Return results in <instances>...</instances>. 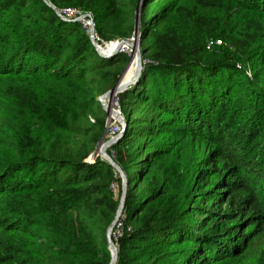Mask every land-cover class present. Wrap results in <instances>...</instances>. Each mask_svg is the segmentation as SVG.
<instances>
[{
	"label": "trees",
	"instance_id": "16d2710c",
	"mask_svg": "<svg viewBox=\"0 0 264 264\" xmlns=\"http://www.w3.org/2000/svg\"><path fill=\"white\" fill-rule=\"evenodd\" d=\"M140 2L0 0V264L111 261L121 180L90 158L129 56L101 57L68 7L105 41L140 9L147 62L108 150L128 180L116 264H264V0Z\"/></svg>",
	"mask_w": 264,
	"mask_h": 264
},
{
	"label": "water",
	"instance_id": "95a60500",
	"mask_svg": "<svg viewBox=\"0 0 264 264\" xmlns=\"http://www.w3.org/2000/svg\"><path fill=\"white\" fill-rule=\"evenodd\" d=\"M143 1L144 0H141V2H140V8L143 5ZM47 5L49 7H52L49 3H47ZM139 15H140V9H138L136 12L135 29H134V33H133V36L131 39L132 42L134 43V46H135L134 48L136 50L135 73L130 80L124 81V82L122 81V79L125 75V72H126L127 68L129 67L130 62H131V55H130L129 63H128L127 67L125 68V70L123 71L122 75L120 76L119 80L117 81L115 87L112 90L106 92L104 95H102L98 98V101L101 103V105H102L104 111L106 112V114L108 115V117L113 116L122 125V132L120 134L112 137V138H107V139H106V133L104 132L100 143L98 144L94 153L91 155L92 160L99 157L103 162L110 165L113 168V170L119 175V178L121 180V197H120L118 209H117V212H116V215H115L113 222L110 224V226L108 227L107 232H106L108 251L110 252V255H111L110 264H116V262H117L118 250H117V247L113 241L112 234H113V231H114L117 223L119 222V220L121 218L122 211L124 208L126 193L128 190V180H127L125 173L120 168V166L112 159V157L108 154V150L112 146H114L117 142H119V140L123 137V135L126 131V128H127V122L122 115L118 114L113 109H111L110 102L114 96L120 95L123 92L127 91L132 86L136 85V83L139 81L141 74H142V71L144 68V61L142 59V52H141V34H140V25H139ZM123 43L128 45V44H130V41L123 40ZM98 54L101 57H103L100 53H98ZM107 121H108V118L106 120V123H107Z\"/></svg>",
	"mask_w": 264,
	"mask_h": 264
},
{
	"label": "built area",
	"instance_id": "2783aa9c",
	"mask_svg": "<svg viewBox=\"0 0 264 264\" xmlns=\"http://www.w3.org/2000/svg\"><path fill=\"white\" fill-rule=\"evenodd\" d=\"M53 10L55 14L60 18V20L64 22H70V23L77 22L81 24L85 34L89 37L93 47L98 53H100L103 56V58H111L118 53L124 52L125 49L127 48V45L123 43V40H114V41L103 40L96 31L95 19L91 12H82L81 10L73 7H68L63 9L53 8ZM131 39H126V40L131 42L132 41ZM219 44L220 41H214V42L211 41L208 43V48L212 47L213 45H219ZM110 106L111 109H113L118 114L122 115L118 95L112 98L110 102ZM121 132H122V125L113 116H109L108 121L105 125L106 139L112 138L120 134ZM111 188L113 189L114 185H112ZM121 219L122 216L113 231L112 234L113 240H117L122 235Z\"/></svg>",
	"mask_w": 264,
	"mask_h": 264
},
{
	"label": "rangeland",
	"instance_id": "374dc122",
	"mask_svg": "<svg viewBox=\"0 0 264 264\" xmlns=\"http://www.w3.org/2000/svg\"><path fill=\"white\" fill-rule=\"evenodd\" d=\"M114 40H117V39H113V40H111V41H114ZM118 40H120V39H118ZM123 40V39H122ZM124 40H126V39H124ZM130 44H132V45H130ZM130 44H128V47L125 49V51L123 52V53H126L128 56H129V60H130V55H131V61H133L134 62V67H132L131 68V73H133L134 74V70H135V61H136V50H135V46H134V43L131 41L130 42ZM132 46V47H131ZM133 48V49H132ZM114 57V56H113ZM246 70V72H247V75L248 76H250L251 75V73H250V70L249 69H245ZM127 71V70H126ZM126 73V72H125ZM132 74V75H133ZM99 98V97H98ZM98 98H97V101H98ZM107 118H109L108 117V115H107ZM107 120V119H106ZM91 161H93L92 159H91ZM114 188H115V185H114Z\"/></svg>",
	"mask_w": 264,
	"mask_h": 264
},
{
	"label": "bare ground",
	"instance_id": "6f19581e",
	"mask_svg": "<svg viewBox=\"0 0 264 264\" xmlns=\"http://www.w3.org/2000/svg\"><path fill=\"white\" fill-rule=\"evenodd\" d=\"M130 45H132V44H130ZM127 47H128V45H127ZM135 62H136V61H135ZM135 66H136V63H135ZM129 68H130V65H129V67L127 68V71L129 70ZM127 71H126V72H127ZM134 73H135V70H134ZM133 75H134V74H133ZM124 76H125V75H124ZM132 77H133V76H132ZM132 77H131V78H132ZM131 78H130V79H131ZM130 79H129V80H130Z\"/></svg>",
	"mask_w": 264,
	"mask_h": 264
},
{
	"label": "clouds",
	"instance_id": "9594fccd",
	"mask_svg": "<svg viewBox=\"0 0 264 264\" xmlns=\"http://www.w3.org/2000/svg\"><path fill=\"white\" fill-rule=\"evenodd\" d=\"M90 160H91V158H90Z\"/></svg>",
	"mask_w": 264,
	"mask_h": 264
}]
</instances>
